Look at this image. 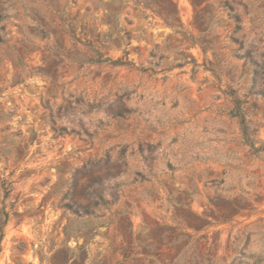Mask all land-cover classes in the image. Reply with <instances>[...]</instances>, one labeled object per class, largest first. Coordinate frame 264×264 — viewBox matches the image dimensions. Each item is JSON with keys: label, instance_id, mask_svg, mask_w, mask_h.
Returning a JSON list of instances; mask_svg holds the SVG:
<instances>
[{"label": "rangeland", "instance_id": "1", "mask_svg": "<svg viewBox=\"0 0 264 264\" xmlns=\"http://www.w3.org/2000/svg\"><path fill=\"white\" fill-rule=\"evenodd\" d=\"M144 1L0 0V264H264V0Z\"/></svg>", "mask_w": 264, "mask_h": 264}, {"label": "trees", "instance_id": "2", "mask_svg": "<svg viewBox=\"0 0 264 264\" xmlns=\"http://www.w3.org/2000/svg\"><path fill=\"white\" fill-rule=\"evenodd\" d=\"M210 0H190L191 4L195 8V14L193 17V24L200 30L201 33L206 31V28H208L209 25L207 24V14L206 11H208V3ZM260 1V0H259ZM248 2H257L256 0H248ZM213 3L217 4L218 8H221L222 10H226L228 14L229 22L237 21L239 20V15L234 12V7L231 5L228 0H218L217 2L213 1ZM163 4L162 0H145L144 5L146 8L151 9L152 11H156L161 14V16L164 18V23L166 26H168L174 33H181L183 35L182 40H189L193 43H197L196 38L190 34L188 31H185L183 29V25L181 23V20L179 18V12L177 9V5L173 2H169V6L161 7ZM258 16L255 15L254 18H257ZM205 26V27H204ZM232 35L229 37L231 38ZM203 51H206V47L203 45H200ZM127 53V52H126ZM96 62H105L109 64H121V65H127L132 64L130 61H122L120 59H111L109 57H103L100 52L96 51ZM235 102L234 108L230 111V114L234 117H237L239 126H240V132L241 137L243 140V143L249 147V150L254 153H264V141H261L259 139H256L255 130H250L248 122L246 120V115L242 111L241 107L238 105V99H233ZM237 104V105H236Z\"/></svg>", "mask_w": 264, "mask_h": 264}]
</instances>
